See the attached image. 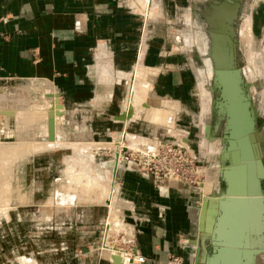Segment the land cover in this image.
Returning a JSON list of instances; mask_svg holds the SVG:
<instances>
[{
	"label": "crops",
	"instance_id": "0c3cea01",
	"mask_svg": "<svg viewBox=\"0 0 264 264\" xmlns=\"http://www.w3.org/2000/svg\"><path fill=\"white\" fill-rule=\"evenodd\" d=\"M124 1L0 0V123L8 125V120L13 119L18 126L15 140L21 137L23 132H19L20 121L17 117H15L16 119L13 117L19 111L17 109L18 100L28 102L33 97H37L35 90L40 89L42 91L40 97L49 101L51 107H53L52 103L57 102L62 108L61 117L57 118L54 116L55 139L63 140L64 143L69 144H83L80 145L81 148L79 150L71 146L63 148L57 146L61 150H70V153L62 158V169L64 168L65 157L77 155L82 150L87 156L89 155L83 160L89 163L88 168L91 169L92 173L96 174L90 167L93 154L99 150L106 149L103 146L106 144L103 143L105 141L99 140L110 135H112V138L114 136L113 133L118 132L121 128L125 130V125L127 126V124L124 125L127 122L126 120L119 121L114 118L119 112L124 111V99L127 93V78H124V75L129 74L134 66L141 63V60L145 63V65L142 63L140 65L145 69L144 73L146 74H148L146 71H154L156 74L162 65L161 58L163 56L159 43L156 45L150 43V46L149 44L146 46L140 41L141 37L139 39L138 33L141 23L140 17L136 16L124 4ZM154 1L151 4L152 6L155 4ZM162 2L166 11L171 12L175 7L187 4L189 0H165V2ZM136 3H138V0L132 3L133 6ZM186 17H189V13H187ZM155 18L149 19L154 20ZM247 18L251 26V15L243 17L240 26L243 27ZM239 34L240 30L238 36ZM215 36L217 37L216 41L220 44V48H218L220 50L217 51L222 53V46L224 48L227 46L226 35L223 32H216ZM239 41L242 43L240 36ZM139 42L142 43L139 44ZM234 56L233 52L231 55L222 57L223 59L229 58L228 63H231L232 59L234 60ZM135 58H137L136 63H134ZM152 59H157V62H153ZM231 68L237 69L238 67L236 65ZM128 69L130 71L125 72ZM217 70L221 71L222 69ZM210 74L211 72H209ZM120 79L126 80L124 99L122 97L123 84L119 82ZM46 91L48 95L45 93ZM161 100L167 101L174 109L170 100ZM6 101L9 102V107L7 106V108ZM30 107L32 108L33 106ZM200 112L201 110L198 114L199 120ZM45 113L48 118V108L45 109ZM83 116L85 119L82 122L81 117ZM33 117H35L34 112L33 115L28 112L26 121L28 124L33 122L30 125V129L38 131L40 120L32 121ZM74 118H77L76 121ZM139 118L141 117H132L130 111L128 121ZM62 119H64L63 121L75 122L77 126L78 123L82 122L84 127L78 126L77 130L84 133L87 131V135L92 140L76 139L71 141L62 139L58 134V125H55L57 122L61 124ZM200 122L204 124L202 121ZM20 123H23V121ZM172 124L173 121L170 126H162L169 127L171 131ZM200 127L202 130L200 143L202 142L203 145V141L206 140L208 144V140L212 139H209V134L205 136L203 125ZM46 133L47 130L42 136L48 140ZM39 137L43 139L41 135ZM22 138H26L25 135ZM126 139L131 141L130 144L135 147H148L150 144L147 138H145L146 144H134L128 137ZM48 141L51 142L50 140ZM84 144L88 145V148L84 147L85 150L83 146L86 145ZM109 148L107 147V149ZM49 149L51 150L35 152L32 162L38 164L37 155L41 152V154L45 153L47 154L45 157L47 166L45 167L48 170L49 166L53 165L54 159L50 155H53L52 152L54 150H58L55 147ZM111 153L114 157L117 156L116 149L111 150ZM220 169H217V171L219 172ZM86 173L94 178L92 180L95 183H98L95 186H90V188L80 184L86 190H91V193L86 195L85 198L78 197L75 199L77 202L98 200L107 203L111 210L113 209L112 206H114L122 227L123 222L120 218L122 213L119 211V204L115 202L113 195L112 186L115 184L117 199L125 205V224L134 233V244L139 254L144 258L141 264H164L166 256L172 253L185 257V264H192L193 254L197 245L190 244L191 240H188L187 236L189 237L191 234H194L193 239H198L202 242L200 243L202 245L200 247L202 254L200 259L202 262L204 258L213 255L211 252L205 253L204 238H201L205 230L203 233H195V216L192 215L194 210L196 212V208L202 200L207 201L210 197H218L215 194L209 195L211 193L210 189L204 192V186H201L202 193L197 202L192 198L193 193L190 192L189 187L180 189L178 184L173 183L156 187L149 178L142 177L126 167L116 168V171L113 167L110 174L103 171L110 183L102 180L97 174L102 182L88 171ZM112 178L115 182L114 184L112 183ZM70 184H67L66 194L72 189ZM80 194L82 195V193ZM55 195V202L66 203L63 194L57 192ZM51 199H54V197H49V203L54 201ZM93 203H96V206L84 212L85 220H89L84 222L86 225L79 227L78 233H75V230L72 231L73 227L70 226L61 232L64 233L62 234L64 239L60 240L61 244L64 243L63 245L60 244L59 247L54 248L55 243L51 242L53 249L63 247L62 249L68 251L69 257L67 259L66 256H62V258L64 257V264L67 261L76 262L77 264H112L108 254V258L104 254H102L103 257L102 255L99 256L100 252L98 253L97 250L101 246L100 241L102 242L103 236L100 224L102 215L99 216V210H101L99 207L107 209L106 218L109 216V209L103 203ZM208 204L209 202L207 201V207ZM259 222H261L260 219L257 223L259 224ZM256 226L257 224L254 227L252 226L253 228L246 234V237L252 239L250 234L255 232L253 229ZM123 232L125 233L124 229ZM72 237H74V243H72ZM73 247H78L77 252L73 250ZM69 250H73L74 253ZM259 255L264 257V249L260 248L254 254L251 264H264V258ZM127 258L125 255L124 264H133ZM120 264H122L121 258Z\"/></svg>",
	"mask_w": 264,
	"mask_h": 264
},
{
	"label": "rangeland",
	"instance_id": "374dc122",
	"mask_svg": "<svg viewBox=\"0 0 264 264\" xmlns=\"http://www.w3.org/2000/svg\"><path fill=\"white\" fill-rule=\"evenodd\" d=\"M162 1L165 2V0ZM162 1L155 0L154 3L156 6L154 5L151 7L153 0H150L149 7H151L155 14L152 16L149 15V17L155 18L159 15V17L154 20H150L145 14L137 11L133 5L131 6L136 0H125L124 4L129 7L136 16L140 17L141 23L138 32L139 39L141 37L140 41L146 46L148 44L150 46V43L153 45L159 43L161 47L160 49L163 56H161L162 65L157 73L155 74L154 71H147L148 74L144 73L145 69L140 64L142 63L145 65V63L141 60V63H138L134 68L136 71L140 68L141 71H143L144 75L142 74V76H144L145 79H139L137 77L135 78V82L139 84L150 79L149 82L151 86L149 85L150 89L147 94V102L153 104L159 101L161 108H169L170 106L169 109L171 110L170 113L173 118L170 117L167 122L170 126L173 121L171 131L169 127L162 126L167 125L166 122L152 123L145 121L142 116H140L141 118L139 119L127 121L128 123H124V125L127 124L128 126L125 125V130L121 128L118 132L113 133L114 136L112 138V135H110L99 140L112 142L115 138L116 142L114 147L112 144L111 147L110 144L107 143L106 145L110 147L109 149L99 150L93 154L90 167L107 183H110V181L105 177L103 171L110 174L112 173L113 167L115 171L116 168L125 167V160L121 159L117 161V158L111 153V150L113 151L116 149V152H118L119 149H123L121 146H132L130 144L131 141L126 138H122L120 139L122 142H118L119 138L117 137L121 131L147 137L150 141H153V137L156 135V139L158 138L160 142H166L168 144L184 141L186 146L191 149L194 165L197 166L195 179L198 184L189 186L178 184V188L185 189L189 187L190 192L193 193L192 198L198 202L202 193L200 189L201 186H204V192L210 189L211 193H209V195H217L223 190L224 185L219 179V172L217 169L222 168L220 164L226 163L221 162L218 158L222 144L221 135L223 120L220 115L215 113V109H212V107L210 108V106L213 105L212 100L216 97V89L212 84V73L209 75V72L212 70L211 60L209 58L211 54L209 51L211 46L209 32L212 27L209 26L204 18L205 9L208 10L210 7V1L189 0L187 4L177 6L171 12L166 11ZM136 4L140 7V4ZM187 13H189L188 18L186 17ZM246 15H251L248 47L246 46V42L242 40L245 23L243 27L240 26L242 18ZM247 20L248 18L245 21L247 22ZM239 30L242 43L239 41ZM232 31L234 32V60L236 61L237 67L240 69L241 86L245 93L248 94L251 109L254 115H256V127L261 131L264 144V0H242L237 12V18L232 25ZM142 42H139V44ZM215 58L218 60L217 62L223 60V57L220 55H217ZM156 60L157 59H152L153 62H157ZM136 61L137 58H135L134 63H136ZM134 68L129 74L124 75V78H127V93L125 99L126 80H119V82L123 84L122 97L125 100L123 106L124 110H126V104L128 102V88L130 87V83H132L131 79L137 76L136 71L134 72ZM130 69L125 72L130 71ZM140 75L139 72V76ZM35 91L37 97H33L28 102L18 100L19 105L17 109L20 107H26V109H28L29 106L37 107L43 105L45 102L43 98L40 97L42 91L40 89ZM161 99L170 100L174 109H172L167 101ZM164 103H166V105ZM6 104V107H9V102L6 101ZM132 104L135 108L134 111L141 108V103L136 102L135 105L133 102ZM200 110L199 120L198 114ZM206 113H210L209 116ZM76 119L74 118L75 121ZM84 119V116L81 117L82 122ZM63 120L64 119H62L61 124L57 127L58 134L62 139L71 141L76 139L92 140V138L87 135L86 130L85 133L77 130L78 126L84 127L82 122L78 123L77 126L75 122ZM8 121V125L0 123V141L8 142L14 140L25 142L34 139L35 141H45L46 138L43 136V139L37 136L38 134L35 137L37 130L33 131L28 127L25 130L26 138H22V135L21 138L18 137V139L15 140L18 126L13 119H9ZM200 121L204 124H201ZM200 124L204 127L205 136L209 134V139H212L210 141L208 140V144L206 140L203 141V145L202 142L200 143L202 140ZM32 137L34 138L31 139ZM54 141L62 144L61 148L71 146L79 150L80 147V144L64 143L63 140L57 138ZM103 146H105V144ZM154 147L155 146L152 144H149L148 147L146 146L149 150H152ZM58 148L60 147H55V149ZM39 150L47 151L51 149L40 148ZM129 152V150H126L124 154L127 155ZM41 153L37 155L38 164L32 162L34 155L30 157L20 156L13 163L11 168L8 169L10 173L6 170L5 173L1 174L4 179L3 183L7 186V193H5V196L2 195L1 198L5 200H3L2 205H0V264H64V257L62 258V256H66L67 259L69 257L68 251L62 249L63 247L59 249H53V247L57 248L62 243L60 241L64 239L62 235L64 233H61L62 230L71 226L73 227L72 231L75 230V233H78L79 227L86 225L84 222L89 219L85 220L84 212L96 206V203L93 202L103 203L107 205L109 209V216L106 218L107 209L105 210L104 207H99V209H101L99 210V216L102 215V222L100 224L103 234L102 242L100 241L101 246L97 249L98 253L100 252L99 256L102 254L106 257L107 254L109 256L114 255L115 253L113 251L116 250L118 252L117 255L119 254L118 256L122 257L120 252H123L125 246L129 248L131 244H134V233L128 228V225L125 224V205L117 199V188L113 178L112 183L114 186L112 187L115 197L114 200L119 204V211L122 213L120 218L123 222L122 227L125 233L123 232L121 227L122 223L118 219L114 206H112V212L107 203L98 200L77 202L76 199L78 197L85 198L86 195H90L91 193V190H86L84 187L80 186L78 180H73L70 184L72 189L67 194L65 193L67 181L65 179L66 177L63 175V170H65L67 160L72 159L76 167L81 164L79 168H77V171L85 167V171L87 170L92 176H96L100 182H102L101 179L88 168L89 163L83 160V158L86 159L89 155L87 156V154L81 150L77 155L65 157L64 168L62 169V158L64 155L69 154L70 150H54L52 152L53 155H50L54 158L52 162L53 165L50 164L51 166H49L50 168L47 170L45 167L47 166V161L45 160L47 154ZM82 164H84V166ZM29 167L30 169H28ZM74 182H77V184ZM57 192L63 194L65 202L69 203L55 202V194ZM80 193H82L83 197ZM49 197H54V199H51L54 201L49 203ZM212 198L213 197L207 199L209 204ZM209 204L207 209H209ZM199 208L197 207L196 212L194 210V213H192V215L196 213L197 219L195 217V221L197 224L199 221ZM104 219H106L105 223ZM107 224L109 228H106ZM193 235L187 236L188 240H191L190 244L200 245L198 239H193ZM73 239L74 237H72V243H74ZM203 241L205 244V251L207 252L210 249L208 239H203ZM259 241L260 244L258 245L264 249V232L262 239ZM51 242L55 243L53 247ZM73 250L77 252L78 247H73ZM72 253H74V251ZM259 256L264 258L261 255ZM171 257H179L182 260V264H185V257L174 253L166 256L164 264H168ZM69 262L70 261H67L65 263L77 264L76 262Z\"/></svg>",
	"mask_w": 264,
	"mask_h": 264
},
{
	"label": "water",
	"instance_id": "95a60500",
	"mask_svg": "<svg viewBox=\"0 0 264 264\" xmlns=\"http://www.w3.org/2000/svg\"><path fill=\"white\" fill-rule=\"evenodd\" d=\"M209 1L211 5L208 10L205 9L204 18L212 27L209 51L211 52L212 84L216 89V97L212 100L213 105L210 108L215 109V113L220 115L223 120L222 144L218 158L221 162L226 163L220 164L222 169L219 170V179L223 182L224 187L217 194L225 204L218 215L220 223L216 224L218 226H216L215 241H213V236L205 238L208 239L210 247L209 251L205 253H213L214 261L210 264H251L254 254L261 248L258 244H260L259 240L262 239L264 232V209L261 210L259 207L260 204H264V191L261 186L264 180L263 136L261 131L255 127L256 115L251 109L248 94L241 86L240 69L237 68V71L234 72L239 88L237 94L233 89L235 82H232L229 77V70L236 66L235 61L230 59L231 63H228L229 58H224L219 60L218 64L214 55L217 50H220L218 49L220 44L216 41V32L225 33L228 55L231 54L234 45L232 25L237 18L242 0ZM217 68L222 71L219 72ZM218 73L222 74L221 80L217 79ZM209 89L211 90L210 87ZM223 89H225V96ZM223 100L226 101L221 105ZM58 108L60 105L56 102L54 109ZM53 113L59 112L53 109L48 111L49 139L53 137ZM129 117L130 110H127L119 112L114 118L125 121ZM198 205V208L200 207L199 221L198 224L195 221V233L203 230L207 202L202 200ZM258 219L261 221L260 228L257 232L250 234L252 244L247 245L246 234ZM199 242L202 243L200 240ZM201 246V244L196 246L192 264H208L206 260L202 262L200 259ZM111 263L120 264V257L111 256Z\"/></svg>",
	"mask_w": 264,
	"mask_h": 264
},
{
	"label": "bare ground",
	"instance_id": "6f19581e",
	"mask_svg": "<svg viewBox=\"0 0 264 264\" xmlns=\"http://www.w3.org/2000/svg\"><path fill=\"white\" fill-rule=\"evenodd\" d=\"M149 1L150 0H138V4H140V7H138L137 4L134 5L137 11L141 12L142 14H145L147 17H149V15L152 16V15L155 14L153 12V10L151 9L152 5H151V7H149ZM149 18H151V17H149ZM249 29H250V22H249V20H247V22L245 21L244 34H243V39H242L244 42H246V44H247L246 46L247 47H248L249 40H250V38H249ZM217 63H219V62H217ZM206 65H207V62H206ZM138 71L141 74L140 76H139V72ZM138 71H136L137 76H135L133 78L134 81H133V79H131V82L132 83H130V85H129L130 87L128 88L129 93H128V102L126 104V110H130L131 111V116L132 117H137L138 118V117L142 116L148 122H152V123H165L166 122V124L168 125V122H167L168 119L170 117L173 118L171 116V113H170L171 112V110L169 109L170 106H169V108L168 107L161 108L159 101H157V102L155 101L156 103H153V104H150V103L147 102V99H148L147 94H148V91L150 89L149 88V85L151 86V83L149 82L150 79L149 80L146 79L148 81H143V83L141 82L142 84L141 83L136 84V82H135L136 79L135 78L138 77L139 79H145V77L142 76L143 71H141L140 68H138ZM221 71H219V72H221ZM235 71H237V69L231 68L229 70V77L231 78L232 82H235L236 83V76L234 74ZM217 75H218L217 76L218 77L217 79L218 80L219 79L221 80L222 74H219L218 73ZM235 83H234L233 89L238 94V89L239 88L237 86V83L236 84ZM45 93H47V95H48V92L47 91ZM223 95L224 96L226 95L225 89H223ZM43 101L45 102L43 105H39L37 107L35 106V107H32V108L30 107L31 109L28 108V107H27L28 109H26V107L19 108L18 109L19 111L16 112L13 115V117L14 118L17 117L20 122L23 121V123H20L19 122V127H20L19 132H23V134H22L23 136L26 134V131H25L26 128L28 127L30 129V125L33 123V122H30L29 124L27 123V121H26L27 113L28 112H31V114L33 115V112H34V116L35 117H33L31 120L32 121L40 120L39 130L37 131V133L35 132L36 133L35 134V137H36L37 134H38L37 136H40L41 135V137H42V135L45 134V132L47 130V133L46 134H47V138H48V118L46 117L45 109L48 108V111L49 110H52V109L54 110V106H55L56 102L55 103H52L53 104V107H51L49 101L44 100V98H43ZM225 101L226 100L221 101V105L224 104ZM133 102H134V104L136 102L141 103V108L139 110L136 109L134 111L135 108L133 107V104H132ZM164 104L166 105V103H164ZM162 106H163V103H162ZM8 109H10V108H8ZM55 110H58L59 113H53V137L51 139L48 138V140H50L51 142H49L48 140H45V141H35V139L34 140H30V141H25V142H22V141H8V142H6V141L5 142L4 141H0V175L2 173H5L6 170L10 169L11 166L13 165V163L20 156H25V157L29 156L30 157V156H33L35 154V152H37L40 148H43V149L47 148L48 149V148H53V147H56V146H62L59 142L53 141L55 139V137H54V121H55L54 120V116L57 117V118L61 117L62 108L60 106V108L55 109ZM126 110H124V111H126ZM126 121H128V120H126ZM59 124L60 123L57 122V124H55V125H59ZM32 133H34V132H32ZM22 135H21V137H22ZM124 137H126V138L128 137L129 139H131L134 144H137V143L146 144L147 143L146 142V139L144 137H141V136H138V135H134V134H131V133H128V132L127 133L126 132H123L121 134H118V137H117V138H119V141L118 142H122V141H120V139H122ZM31 139H33V138H31ZM115 142H116V139L114 138V140L112 142H103V143H106V144L108 143V144H110L111 147H112V145L114 147ZM106 144H105V146L107 148V145ZM84 145H86V144H84ZM87 146L88 145L83 146V148L84 147L85 148H88ZM121 147L123 149L124 148H130V149H135V150H139V151H144V150L147 149L146 146H141V147H135V146H127V147L124 146L123 147V146H121ZM79 148H81V147H79ZM85 148H84V150H85ZM84 164H82V165L84 166ZM79 166L77 165V167H76L72 159L66 161V167H65V170H63L64 171L63 175L66 177L65 179L67 181V184L73 182V180H78V182L82 186H87V187L89 186V188L92 185H94V186L97 185L98 182L95 183L94 180H92L94 178L93 177H90V175L88 173H86V171L84 170L85 167L83 168L81 166L83 169L81 168L80 171L78 170L79 172L77 171V168H79ZM9 171L10 170H8V173H10ZM8 173H6V174H8ZM6 177H7V175H6ZM3 182H4L3 175H1L0 176V205H2L3 200H5V199H2L1 198L2 195L5 196V193H7V186ZM8 183H9V181H8ZM74 183L77 184V182H74ZM210 201L211 202L209 204V209H207V206H206V209H205L204 222H203V224H204L203 225V230L200 233H203L204 230H205V232H204V234H202L201 238H204L205 239L207 236H213V238H214L213 241H215L216 226H218L216 224H219L220 223V219H219L218 215L220 214V209L223 208V205L225 204V202L221 201V199H219V197H213L212 199H210ZM260 205H261V206H259L260 209L263 210L264 209V204L262 203ZM193 215L197 219L196 214H193ZM256 224H257V226L253 229V231H255V232H257L259 230L261 223L259 222V224H258L257 221H256L255 225ZM106 228H109V225L108 224H107V227ZM246 243H247V245L252 244V239L251 238L249 239L248 237H246ZM113 252L115 253L114 255H117V253H118L116 250L113 251ZM120 253H121L122 257L121 256H119V257L122 260V264H124V262H125V255L128 257L129 254H128V252H125L124 250H123V252H120ZM111 256H113V255H111ZM111 256H110V258H111ZM127 260H130V259L127 258ZM205 260H206V262L208 264H210L211 262L214 261L213 255L212 256H209L207 258H204L203 261H205Z\"/></svg>",
	"mask_w": 264,
	"mask_h": 264
},
{
	"label": "built area",
	"instance_id": "2783aa9c",
	"mask_svg": "<svg viewBox=\"0 0 264 264\" xmlns=\"http://www.w3.org/2000/svg\"><path fill=\"white\" fill-rule=\"evenodd\" d=\"M123 132L121 131L119 134ZM156 137L154 135L153 141L149 140V143L155 146L152 150L120 149L116 156L117 161L124 159L126 168L135 171L142 177L149 178L156 187L169 183L185 186L198 184L195 179L197 166L194 165L191 149L184 142L162 143ZM126 150L130 151L127 155L124 154ZM123 250L128 252L130 263L141 264L144 261L134 244H131L129 248L125 246ZM168 264H182V260L179 257H171Z\"/></svg>",
	"mask_w": 264,
	"mask_h": 264
},
{
	"label": "flooded vegetation",
	"instance_id": "af4514ba",
	"mask_svg": "<svg viewBox=\"0 0 264 264\" xmlns=\"http://www.w3.org/2000/svg\"><path fill=\"white\" fill-rule=\"evenodd\" d=\"M210 34H209V36H210V38H212V31H210L209 32ZM219 37V36H218ZM223 52L222 53H217V52H215L214 53V55H216V54H218V55H220V56H225V55H228V49L225 47L223 50H222ZM226 51V52H225ZM233 52L231 51V54H232ZM229 54H230V52H229ZM230 54V55H231ZM261 186H262V189H264V187H263V181H262V183H261ZM264 191V190H263Z\"/></svg>",
	"mask_w": 264,
	"mask_h": 264
}]
</instances>
